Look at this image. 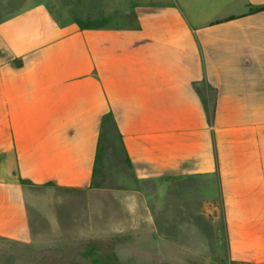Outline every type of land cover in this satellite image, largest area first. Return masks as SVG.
<instances>
[{"label":"crops","instance_id":"0c3cea01","mask_svg":"<svg viewBox=\"0 0 264 264\" xmlns=\"http://www.w3.org/2000/svg\"><path fill=\"white\" fill-rule=\"evenodd\" d=\"M51 2L18 15L0 4V264L78 263L63 256L78 248L75 220L65 227L41 190L93 186L110 148L159 190L150 210H127L148 219L119 232L118 264L208 263L192 217L217 208L224 260L264 264V0H215L219 19L138 0L101 27L90 13L63 22Z\"/></svg>","mask_w":264,"mask_h":264},{"label":"rangeland","instance_id":"374dc122","mask_svg":"<svg viewBox=\"0 0 264 264\" xmlns=\"http://www.w3.org/2000/svg\"><path fill=\"white\" fill-rule=\"evenodd\" d=\"M15 4L13 10L10 8L9 12H13L14 15L28 10V8L35 5H40L42 3L51 2L50 0H10ZM138 0H52L51 4H61L62 10L60 13L61 20L63 22L70 19V14L79 13L80 22H86V18L81 17L82 13L94 14L92 20L93 24H86V26L91 27H101L109 26L114 23L117 24L121 20V14L123 9L126 7H132ZM147 1V0H141ZM181 1V2H180ZM176 0L174 5L178 4L179 7L183 4V0ZM3 0H0V4ZM159 4L167 5L168 3L173 5L172 0H157ZM188 5V8H183L184 13L193 16V13L197 16L210 17L219 19L226 11V6H221L216 4L215 0H187L184 2ZM52 4V5H53ZM53 8V7H52ZM54 11L53 9H51ZM222 11V12H221ZM107 14V16H106ZM187 14V17L189 15ZM102 15H105L102 18ZM68 16V17H67ZM60 18V17H58ZM84 25V24H83ZM81 26V25H80ZM117 137L111 134L110 142L111 145L116 146ZM101 144L100 149V159L105 155L104 145ZM106 157H104L105 167L96 169V179L93 186L86 189L78 190H61L53 187H48L45 190H41L43 194L47 197V205L50 208L60 209L62 211L61 220L63 225L66 227L70 224L71 219L75 220L74 228L75 238H78V248H64L63 256H66L68 260L78 256L77 264H118L115 259V252L118 245H122L125 241V237L119 239V232L130 231L134 226H145L144 220L148 218L131 216L127 210L129 209H139V210H150L152 208L151 195L158 192V187L153 180L149 178L138 180L132 170L121 168L122 157L116 148L105 149ZM211 185L206 182L207 190H209ZM161 188V189H160ZM198 188L197 185H183L182 183L175 186V192L178 194L182 193H194L193 189ZM160 191L165 192L167 189L166 184L159 186ZM197 190V189H196ZM208 199V207H211ZM160 202V201H159ZM155 202V203H159ZM214 202V201H213ZM164 201V206L159 208L166 209ZM153 205V204H152ZM74 210L77 212L78 216L71 218L70 214L64 213L65 211ZM89 212V213H86ZM108 212L107 215H104ZM220 209L217 208V213H208V217H192L193 221L201 226L202 228L206 226V235L208 239L213 242L211 251V258L208 259V263L203 264H230L224 260L225 250L220 247V243L214 244L217 237L212 228L214 218H219ZM103 214V215H102ZM93 215V216H88ZM156 216V215H155ZM148 217V216H145ZM166 217L159 216L158 220H165ZM150 226V224H149ZM94 228L95 238L94 240H84L87 230ZM151 227V226H150ZM111 232V233H110ZM162 233L165 234V231ZM111 234V236H110ZM48 235V234H47ZM50 236V235H48ZM110 236L109 239L105 238ZM47 237V236H46ZM104 237V238H103ZM154 243H157L155 241ZM189 244V243H187ZM216 246V248L214 247ZM77 253V255H76ZM209 260L213 261L209 263ZM41 264H55L54 259H44ZM188 264H191L192 260L188 259ZM74 264V263H73ZM196 264V263H192Z\"/></svg>","mask_w":264,"mask_h":264},{"label":"trees","instance_id":"16d2710c","mask_svg":"<svg viewBox=\"0 0 264 264\" xmlns=\"http://www.w3.org/2000/svg\"><path fill=\"white\" fill-rule=\"evenodd\" d=\"M256 10H257V11H261V10H264V7H261V8H257Z\"/></svg>","mask_w":264,"mask_h":264}]
</instances>
